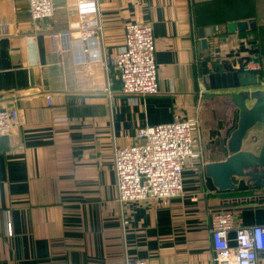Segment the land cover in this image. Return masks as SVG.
Returning a JSON list of instances; mask_svg holds the SVG:
<instances>
[{
    "label": "crops",
    "instance_id": "1",
    "mask_svg": "<svg viewBox=\"0 0 264 264\" xmlns=\"http://www.w3.org/2000/svg\"><path fill=\"white\" fill-rule=\"evenodd\" d=\"M53 1V18L33 20L29 0H0V107L19 112L0 136V264H213L209 210L232 208L237 224L264 225V208L239 210L230 200L250 188L221 191L207 174L222 158L219 139L237 127L236 96L255 88L204 84L200 30L255 18V31L212 36L209 48L237 66L255 40L263 64L264 24L239 13L238 0ZM83 14L101 24L96 38L82 40ZM135 20L153 27L157 94H126L117 70L105 72ZM66 31L61 52L67 40L53 36ZM192 116L200 156L183 170L184 193L120 202L114 147L136 143L147 124ZM229 238L235 245L233 231Z\"/></svg>",
    "mask_w": 264,
    "mask_h": 264
},
{
    "label": "built area",
    "instance_id": "2",
    "mask_svg": "<svg viewBox=\"0 0 264 264\" xmlns=\"http://www.w3.org/2000/svg\"><path fill=\"white\" fill-rule=\"evenodd\" d=\"M90 0H78L87 3ZM33 20L53 18V0H29ZM77 27L82 40L102 33L100 23L92 24L86 14L79 15ZM71 32L55 34L53 39H66L61 52L68 49ZM156 44L150 23L135 20L125 26L124 45L104 59L106 74L116 69L122 91L126 94L150 95L160 90ZM244 69L262 73V62L251 57ZM50 103V97L48 96ZM14 108L0 107V136L19 121ZM137 142L114 147L117 197L120 202L153 198H172L184 193L183 170L193 158L200 156L196 146L200 140L197 117H179L170 122L145 125L137 131ZM197 199V197H193ZM213 264H260L264 253V225H239L231 209L209 210ZM234 232L235 245L229 234ZM127 264H145L143 260Z\"/></svg>",
    "mask_w": 264,
    "mask_h": 264
},
{
    "label": "water",
    "instance_id": "3",
    "mask_svg": "<svg viewBox=\"0 0 264 264\" xmlns=\"http://www.w3.org/2000/svg\"><path fill=\"white\" fill-rule=\"evenodd\" d=\"M256 29L257 20L252 18L227 22L225 29H221L218 25H208L200 30V44L202 49L206 50L202 65L204 84L212 87L255 88L245 91L243 96H236L240 108L237 127L228 139L221 137L218 141L217 148L222 158L210 161L205 166L215 187L221 191L264 187V139L253 146L252 141L248 139V133L254 126L259 135L264 133V88H262L264 75L244 69L251 57L259 58V49L253 46L255 40H250L252 46L249 55L241 57L237 66H234L228 60H221L218 48L213 51L209 48L208 38L226 32H246ZM220 40L224 41L225 36H220ZM209 63H212L211 67ZM245 100H251L253 104L248 107L245 105ZM246 145H249V148H245ZM244 185L248 188H244ZM255 194L240 198L236 196L230 200V204L242 205L239 210L264 208V196L261 193V196Z\"/></svg>",
    "mask_w": 264,
    "mask_h": 264
},
{
    "label": "rangeland",
    "instance_id": "4",
    "mask_svg": "<svg viewBox=\"0 0 264 264\" xmlns=\"http://www.w3.org/2000/svg\"><path fill=\"white\" fill-rule=\"evenodd\" d=\"M238 1L240 2V10H243L239 13L242 12L254 13L255 15L259 16L260 23L264 24V0H238Z\"/></svg>",
    "mask_w": 264,
    "mask_h": 264
},
{
    "label": "flooded vegetation",
    "instance_id": "5",
    "mask_svg": "<svg viewBox=\"0 0 264 264\" xmlns=\"http://www.w3.org/2000/svg\"><path fill=\"white\" fill-rule=\"evenodd\" d=\"M262 74L264 75V63L262 64ZM262 87H264V85ZM248 135L250 136V138H249L250 142L252 141L251 142L252 146L254 144H258L260 141H262L264 139V133L259 135V133H258L257 129L255 128V126L250 130ZM256 139H257V142H255ZM257 182H259V180H257ZM249 191L252 192V193H250V196L254 195L255 193H257V194H255V196H257L258 194H259V196H261L260 193L262 194V196H264V187H261V188L250 187Z\"/></svg>",
    "mask_w": 264,
    "mask_h": 264
}]
</instances>
